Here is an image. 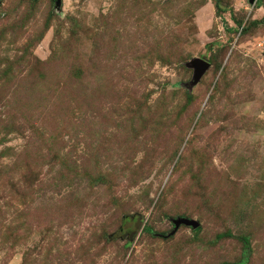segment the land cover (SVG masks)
Masks as SVG:
<instances>
[{
  "label": "rangeland",
  "instance_id": "rangeland-1",
  "mask_svg": "<svg viewBox=\"0 0 264 264\" xmlns=\"http://www.w3.org/2000/svg\"><path fill=\"white\" fill-rule=\"evenodd\" d=\"M242 262L264 264V0H0V264Z\"/></svg>",
  "mask_w": 264,
  "mask_h": 264
},
{
  "label": "water",
  "instance_id": "water-1",
  "mask_svg": "<svg viewBox=\"0 0 264 264\" xmlns=\"http://www.w3.org/2000/svg\"><path fill=\"white\" fill-rule=\"evenodd\" d=\"M250 3H254L255 0H249ZM190 65L194 69V75H193V81L196 82L202 75V73L205 71V69L208 67V62L200 59V58H194L191 60ZM173 223L175 226V229L173 232L181 225H187L192 228H197L199 226V221L193 218H187V217H178L176 219H173Z\"/></svg>",
  "mask_w": 264,
  "mask_h": 264
},
{
  "label": "trees",
  "instance_id": "trees-1",
  "mask_svg": "<svg viewBox=\"0 0 264 264\" xmlns=\"http://www.w3.org/2000/svg\"><path fill=\"white\" fill-rule=\"evenodd\" d=\"M184 217V216H183ZM188 218V217H187ZM142 229L145 231V232H149L150 231V228L147 226V227H142ZM194 229V228H193ZM195 229H199V227L195 228ZM241 239L243 240V242H245V244L247 243V238L246 237H241ZM240 264H244V262L240 263Z\"/></svg>",
  "mask_w": 264,
  "mask_h": 264
}]
</instances>
